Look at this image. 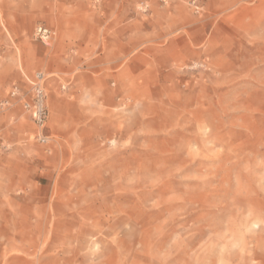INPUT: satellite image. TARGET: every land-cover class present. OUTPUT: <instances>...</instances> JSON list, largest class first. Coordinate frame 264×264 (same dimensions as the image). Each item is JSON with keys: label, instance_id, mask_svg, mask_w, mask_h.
Listing matches in <instances>:
<instances>
[{"label": "rangeland", "instance_id": "1", "mask_svg": "<svg viewBox=\"0 0 264 264\" xmlns=\"http://www.w3.org/2000/svg\"><path fill=\"white\" fill-rule=\"evenodd\" d=\"M38 71L46 145L3 103ZM11 197L59 264H264V0H0Z\"/></svg>", "mask_w": 264, "mask_h": 264}, {"label": "crops", "instance_id": "2", "mask_svg": "<svg viewBox=\"0 0 264 264\" xmlns=\"http://www.w3.org/2000/svg\"><path fill=\"white\" fill-rule=\"evenodd\" d=\"M46 128L43 134L49 138L50 134ZM36 134L38 138L39 131ZM49 141L47 139L46 142H40L46 145ZM3 200L0 206L12 205L14 212L8 213L7 208H1L0 264H59L56 256L45 255L49 253V248L45 250L42 248L50 230L48 215L45 214L43 217V214L38 215L33 212L38 209L37 206L48 204V200L24 197H11L9 201L4 200V202ZM51 230L54 231V228L52 227Z\"/></svg>", "mask_w": 264, "mask_h": 264}, {"label": "built area", "instance_id": "3", "mask_svg": "<svg viewBox=\"0 0 264 264\" xmlns=\"http://www.w3.org/2000/svg\"><path fill=\"white\" fill-rule=\"evenodd\" d=\"M33 36L42 43L49 44L54 37V31L44 23L39 22L33 28ZM43 79L44 74L38 71L30 80L29 90H22L17 84H12L9 89V98L3 103L9 105L12 98L17 99L30 118L35 122L40 133L38 135V140L46 142L48 136L43 134L47 119V109L44 105V92L42 86Z\"/></svg>", "mask_w": 264, "mask_h": 264}]
</instances>
